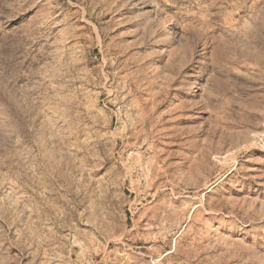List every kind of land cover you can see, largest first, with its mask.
<instances>
[{"label": "rangeland", "instance_id": "1", "mask_svg": "<svg viewBox=\"0 0 264 264\" xmlns=\"http://www.w3.org/2000/svg\"><path fill=\"white\" fill-rule=\"evenodd\" d=\"M0 264H264V0H0Z\"/></svg>", "mask_w": 264, "mask_h": 264}]
</instances>
